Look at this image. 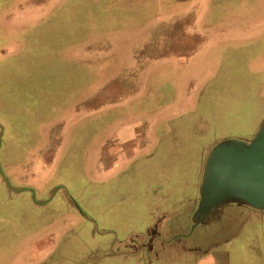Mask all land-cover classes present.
<instances>
[{
  "label": "crops",
  "instance_id": "1",
  "mask_svg": "<svg viewBox=\"0 0 264 264\" xmlns=\"http://www.w3.org/2000/svg\"><path fill=\"white\" fill-rule=\"evenodd\" d=\"M213 80L240 107L222 120L250 139L245 110L264 108V0H0V264H230L238 233L183 243L201 228L189 217L205 157L225 137L203 146L193 127L168 141L198 123L194 98ZM152 156L190 168L143 190L137 228L130 167Z\"/></svg>",
  "mask_w": 264,
  "mask_h": 264
},
{
  "label": "rangeland",
  "instance_id": "2",
  "mask_svg": "<svg viewBox=\"0 0 264 264\" xmlns=\"http://www.w3.org/2000/svg\"><path fill=\"white\" fill-rule=\"evenodd\" d=\"M9 1L10 0H7V2ZM222 68L223 67H221L218 70L219 72L217 73V75L219 74V76H221V80H223L224 76L228 75V68L230 67L227 66L226 70H223ZM231 74H235V72L232 71L230 72V75ZM221 80H213V82L207 84V86L210 85L209 88L207 87L204 92H199L198 96H195L194 100L196 101V105L194 110L196 111L192 116L194 117L195 115L200 114L199 119L197 118L198 115L193 118V120L195 119L194 121H196L197 119L198 123L191 122L190 124L192 125L188 127L186 120H184L182 123L183 127L181 133L177 136H169V142L173 141L179 143L182 140L186 141L191 139L192 136L190 132H192L193 127L199 130V141L203 146L212 143L213 138L217 137L218 132H221L223 134V136L225 137L224 139H240L237 138L238 132L236 131L235 126H232L233 124L229 123V119L232 122L236 120L235 118L237 117L236 115H238L240 107L238 105H227L226 101L227 99H229V90L226 87L227 84H224ZM232 86L233 85H230L229 88L231 89ZM251 107L253 106L251 105ZM245 112L246 122L248 123L245 131L248 130L247 133L250 134L256 131L255 122H257L260 117L264 116V108L260 110H245ZM224 117L226 119H229L222 120V118ZM207 126H209L210 128L207 129ZM204 128H206V130H204ZM201 129H203L202 132ZM188 156L189 153H186L185 150L183 158L186 159ZM184 167V170L186 171V167L190 168V164H186L183 162H173L170 160L166 161L158 156L150 157L149 162L145 167L143 166V162H136V164L130 167V181L128 187H130L129 189L131 199L133 201L132 204L136 208V216L134 218V221L137 228L140 227L141 223H143V220L145 219L144 216H140L139 214L141 212L142 205L144 204L143 190L146 189L149 184L152 187L159 186V180H162V182H167L168 184L173 183L174 181H176L173 179V176L177 172L180 174V171L182 170L181 168ZM193 169L196 170L197 167L194 165ZM166 178L167 180H165ZM183 182L189 183V190H194L195 186L198 183L196 176L194 179L185 178L183 179ZM125 185L126 184L124 181V184L122 183L121 186L118 185L119 189H125ZM90 202L94 205V200L90 199ZM224 208L225 209L223 214L227 213L226 211L231 212V210H233L235 217L234 220H230V224L226 228V230L224 232L221 231V234L223 235L221 236L223 237V239L229 238L230 236L233 237V235H236L237 233V235L240 236L239 241L238 239L234 240V249L228 247L230 253L233 252L231 253L232 258L230 264H245L247 261L249 262L254 260L258 252L264 253V211H260L261 209H255L244 205H236L233 203L227 204ZM89 217L94 219L90 211ZM186 229L187 224L185 223L184 227L181 228V230ZM213 238H211V240ZM206 244L209 245L211 244V242H208ZM227 246V243L222 244V248L224 249H226Z\"/></svg>",
  "mask_w": 264,
  "mask_h": 264
},
{
  "label": "water",
  "instance_id": "3",
  "mask_svg": "<svg viewBox=\"0 0 264 264\" xmlns=\"http://www.w3.org/2000/svg\"><path fill=\"white\" fill-rule=\"evenodd\" d=\"M229 203L264 210V117L250 139H224L210 148L191 225L216 221Z\"/></svg>",
  "mask_w": 264,
  "mask_h": 264
},
{
  "label": "flooded vegetation",
  "instance_id": "4",
  "mask_svg": "<svg viewBox=\"0 0 264 264\" xmlns=\"http://www.w3.org/2000/svg\"><path fill=\"white\" fill-rule=\"evenodd\" d=\"M234 211H235V209H234ZM260 211H264V210H260ZM226 212L227 213H225V214H227V215L222 214L219 219H217L216 221H213L212 223H210L208 225H205L204 227L197 229L196 228L197 225H195L194 229L196 228L197 230L194 232L193 235H190L191 240L190 241L187 240L189 235H187L183 238L184 239L183 243L185 244V246L191 245L194 247H200L199 249L203 250L208 246L206 243L211 242V244H212V243H215L216 241L217 242L221 241V239H223V237H222L223 235L221 234V231L224 232L226 230V228L229 226L230 220H232V219L234 220V217H235L233 210H231V212H228V211H226ZM236 216H237V214H236ZM198 226H200V225L198 224ZM214 236H216V237H214ZM211 238H213L214 240L213 239L211 240Z\"/></svg>",
  "mask_w": 264,
  "mask_h": 264
}]
</instances>
